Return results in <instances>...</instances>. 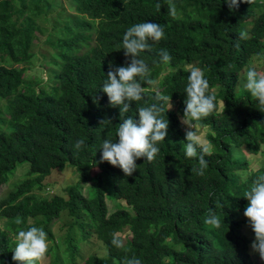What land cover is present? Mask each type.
I'll list each match as a JSON object with an SVG mask.
<instances>
[{
    "label": "trees",
    "instance_id": "1",
    "mask_svg": "<svg viewBox=\"0 0 264 264\" xmlns=\"http://www.w3.org/2000/svg\"><path fill=\"white\" fill-rule=\"evenodd\" d=\"M64 1L72 12L0 0V183L28 164L0 197V264H35L31 234L48 242L50 264H77L92 239L103 253L79 264H264L239 219L264 227V167L242 177L235 155L264 145V80L248 69L251 84L238 83L252 58L264 72V0ZM41 22L51 50L34 67ZM180 118L206 128L209 150ZM65 167L79 175L66 197L38 193Z\"/></svg>",
    "mask_w": 264,
    "mask_h": 264
},
{
    "label": "rangeland",
    "instance_id": "2",
    "mask_svg": "<svg viewBox=\"0 0 264 264\" xmlns=\"http://www.w3.org/2000/svg\"><path fill=\"white\" fill-rule=\"evenodd\" d=\"M61 6L64 8L65 12L70 11L72 12L71 8H69L68 2L61 0ZM40 26L42 30L40 33L35 32L34 34V39H33V51L35 52V57L33 58V64L34 67L41 65L39 64L40 60L42 59L41 54H44L45 56L50 52L51 47L50 45L44 41L45 35L47 33V29L50 27V24L48 22H41ZM22 64H18L17 66L20 67ZM247 68V69H246ZM28 71L25 73V75H31L33 73V69L31 64L28 65ZM251 70L254 74L259 76L262 80H264V72L262 68V63L261 60H257L255 58H252L251 61L249 62V65L244 67L241 72L239 73V80L238 83L241 87H248L251 84V80L249 76L247 75V70ZM46 74L42 70L39 73L40 78H45ZM153 87V86H151ZM243 88H240L238 85L235 87L236 93L239 94L242 92ZM222 106V102H218V108ZM181 122V127L182 129L187 133V137L194 140L197 144L202 145L206 148V150H209V144L207 142V139L205 137V132L206 128H200L196 125H194L191 121L190 118H180ZM264 148V145H261L259 152L256 154H249L242 149H235L236 156L242 157L246 161L247 169L244 173H242V177H245L248 175L250 171H253L259 167H264V153H262V150ZM71 167H65L62 170H52L51 173L46 176L42 181L41 184L42 186L45 185L44 189L41 191H38L41 195L44 196H50L53 194L61 195L63 197H66L65 193V187L71 184L77 183L79 180V175L77 173L72 174L71 172H68ZM28 170V164L26 162H22L19 165L16 164L15 167L8 172L7 174V181L4 183H0V197L4 196L5 193L13 188L15 184H18L20 180H22L25 177V174ZM28 178V177H27ZM29 178H32L29 177ZM91 184L87 183L84 185H80L79 189L82 194H91V191H89V186ZM115 202H119L123 205L124 202L122 200H116ZM114 202H111L107 198H105V207L107 210V214L111 213L114 209ZM126 206V205H125ZM239 219H246L247 222L245 224H241V233L245 234L246 237H248L250 241V251L251 253H254L255 257L254 259L258 263H263L264 258L262 255L259 253V246L261 244L257 243V240L264 238V227L256 224L255 223V218H253L251 215H244L243 213H240ZM69 220V217L65 212L60 215L59 218H52L51 222L49 223V227L54 230L56 229V223L55 222H60V221H66ZM244 222V221H243ZM251 228L255 229V232L258 233V236L255 235V233L252 232ZM53 230V229H52ZM119 234L120 238L123 239H128L129 238V233L127 230H123L122 232L115 233ZM59 236V234H55ZM62 237V236H61ZM25 242V241H24ZM91 244H93V247L89 250L86 245H83L78 243V256L76 257V261H78L77 264L80 263V261L86 257L88 252L95 253V254H102L103 253V247L101 243L95 239H92ZM26 244V250L30 252L31 255L36 260L35 264H50L49 261L52 259V252L47 253V241H35L33 234L28 236V239L25 242ZM258 250V253H257Z\"/></svg>",
    "mask_w": 264,
    "mask_h": 264
},
{
    "label": "clouds",
    "instance_id": "3",
    "mask_svg": "<svg viewBox=\"0 0 264 264\" xmlns=\"http://www.w3.org/2000/svg\"><path fill=\"white\" fill-rule=\"evenodd\" d=\"M45 79V78H44Z\"/></svg>",
    "mask_w": 264,
    "mask_h": 264
}]
</instances>
